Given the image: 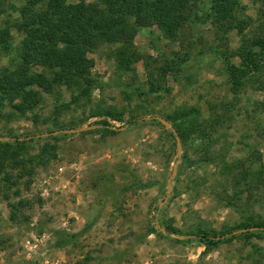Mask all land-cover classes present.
Masks as SVG:
<instances>
[{
	"label": "rangeland",
	"instance_id": "obj_1",
	"mask_svg": "<svg viewBox=\"0 0 264 264\" xmlns=\"http://www.w3.org/2000/svg\"><path fill=\"white\" fill-rule=\"evenodd\" d=\"M26 1L0 0V31L19 23L14 8L24 7ZM86 1L92 8H108L104 0ZM209 2H191L188 11L197 16L174 39L154 22L140 27L133 38L143 56L136 71L118 69L116 46L102 44L90 53L101 88L94 91L88 109L72 105L58 117L66 128L54 126L56 96L45 97L39 118H20L8 107L0 111V141L36 139L25 155L33 160L30 175L9 186L0 174V264H264V238H253L252 245L236 239L204 254L205 246L193 239L196 227L221 233L237 227L240 214L223 201L216 168L196 163L194 138L181 139L183 150L178 154L177 140L144 119L159 116L180 123L184 111L194 108L211 119L214 106L221 113V104L232 102L233 120L220 126L217 152L227 153L229 161L251 159L256 168L264 165V93L247 88L235 98L230 92L223 54L227 44L238 48L241 37L232 31L225 39L206 19ZM239 2L241 15L255 19L256 26L264 0ZM12 36L13 53L0 52V68L21 63L24 35L13 30ZM179 58L187 61L166 79L167 89L148 94L147 62L156 70ZM125 85L134 94L122 92ZM63 95L65 102L71 101L70 92ZM98 107L124 114L122 121L109 118L120 128L118 133L95 125L106 118L91 117ZM77 129L84 130L40 137ZM175 163L178 173L167 199ZM138 180L153 187L140 189L135 186ZM126 186L130 188L124 191ZM20 201L25 206L13 220L10 203ZM242 201L244 209L264 218V183ZM169 221L183 235L166 233L164 224ZM244 230L250 231L233 232ZM72 236L76 237L67 246H60ZM252 246L259 251L254 253Z\"/></svg>",
	"mask_w": 264,
	"mask_h": 264
},
{
	"label": "trees",
	"instance_id": "obj_2",
	"mask_svg": "<svg viewBox=\"0 0 264 264\" xmlns=\"http://www.w3.org/2000/svg\"><path fill=\"white\" fill-rule=\"evenodd\" d=\"M104 1L107 9L92 8L86 0L77 3H71L70 0H27L24 7L18 10L14 8L19 12L20 21L0 31V52L4 51L7 55L13 53L12 31H18L24 35L18 56L21 63L16 68H0V111L8 107L20 118H27L29 114L39 118L41 115L38 110L45 97L56 96L54 126L64 129L66 126L58 117L72 110V105L88 109L86 106L92 102L94 91L101 88L90 53L102 44L116 46L118 69L123 73L136 71L134 66L143 56L136 50L133 38L140 27L148 21L154 22L166 37L174 39L188 23L194 22L192 17L197 16L188 11L193 0ZM239 1L210 0L206 13V19L225 39L232 31H237L241 37L238 48L230 49L227 44V52L223 54L230 92L235 98H239L247 88H256L264 93V7L258 10L259 20L255 26V19L241 15ZM236 59L238 62H235ZM186 61H182V58L166 61L163 67L156 70L152 62L148 61V94L155 95L164 90L166 79L171 73L179 72ZM124 87L122 92L127 96L134 94L130 86ZM65 91L71 93V101L68 103L63 98ZM221 106V113L217 107L212 108L211 119L204 118L201 111L194 108L184 111L180 123H172L182 140L194 138L195 153L198 155L196 163L216 168L223 184V201L240 214L237 227L221 233L214 229L196 227L192 232L193 239H198L205 246L204 254L236 239L245 240L247 244L250 241L249 245H252L253 238H264V218L252 210L244 209L246 206L242 201L246 193L251 194L264 183V165L260 164L256 168V161L251 159L229 161L227 153L222 150L217 152L219 128L233 120V103L223 102ZM123 115L111 107L101 111L98 107L91 113V117H106L95 122V125L109 134H116L120 129L112 125L109 118L122 121ZM145 123L161 126L173 142L176 141L174 133L159 121ZM35 140L0 141V174L9 186L17 185L25 175H30L29 165L33 164V160L25 158V155H28L27 145ZM135 186L146 189L153 187V183L138 180ZM129 188L124 187V191ZM10 205L12 219L15 220L19 217V207H24L25 202ZM164 225L166 233L183 235L171 221ZM251 228L259 229L233 234V231ZM74 237L64 239L60 246H67ZM251 248L254 253L259 251L254 246Z\"/></svg>",
	"mask_w": 264,
	"mask_h": 264
},
{
	"label": "water",
	"instance_id": "obj_3",
	"mask_svg": "<svg viewBox=\"0 0 264 264\" xmlns=\"http://www.w3.org/2000/svg\"><path fill=\"white\" fill-rule=\"evenodd\" d=\"M145 120H157L159 121L167 130H170L174 133L175 137H176V140H177V147H178V154H180L183 150V146H182V142H181V138L178 134V132L175 130L174 126L172 123L168 122L166 119L162 118V117H159V116H154V117H145L144 118ZM84 129H77V130H60V131H55V132H52V133H48V134H42L40 135V137H46V136H51V135H57L59 133H78V132H81L83 131ZM177 173H178V164L175 163L174 164V170H173V174L171 176V178L169 179V182H168V187H167V199L171 196L172 194V191H173V181H174V178L177 176ZM257 230V228H252L250 229V231H255ZM164 231V230H163ZM244 231H247V230H244ZM238 232H235L233 234H237Z\"/></svg>",
	"mask_w": 264,
	"mask_h": 264
}]
</instances>
